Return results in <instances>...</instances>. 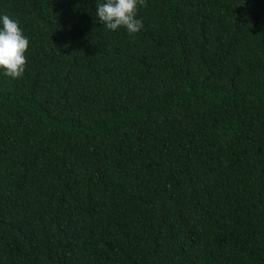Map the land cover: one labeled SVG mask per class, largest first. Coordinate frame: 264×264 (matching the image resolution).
Masks as SVG:
<instances>
[{"label": "trees", "instance_id": "1", "mask_svg": "<svg viewBox=\"0 0 264 264\" xmlns=\"http://www.w3.org/2000/svg\"><path fill=\"white\" fill-rule=\"evenodd\" d=\"M0 0V264H264V0Z\"/></svg>", "mask_w": 264, "mask_h": 264}, {"label": "clouds", "instance_id": "2", "mask_svg": "<svg viewBox=\"0 0 264 264\" xmlns=\"http://www.w3.org/2000/svg\"><path fill=\"white\" fill-rule=\"evenodd\" d=\"M143 4L144 0H96V20L108 30L123 27L129 34L137 33L143 26L137 10ZM28 46L29 38L19 21L0 12V71L4 75L12 78L23 75Z\"/></svg>", "mask_w": 264, "mask_h": 264}]
</instances>
